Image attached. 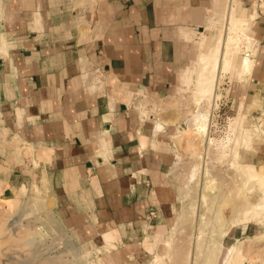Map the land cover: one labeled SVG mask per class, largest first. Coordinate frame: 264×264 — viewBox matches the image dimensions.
Returning a JSON list of instances; mask_svg holds the SVG:
<instances>
[{"label": "crops", "instance_id": "1", "mask_svg": "<svg viewBox=\"0 0 264 264\" xmlns=\"http://www.w3.org/2000/svg\"><path fill=\"white\" fill-rule=\"evenodd\" d=\"M232 1L0 0V201L39 191L86 243L125 264L155 254L175 196L168 180L181 121L171 100ZM260 1L239 0L257 49L242 94L254 101L264 100ZM228 92L231 108L239 85Z\"/></svg>", "mask_w": 264, "mask_h": 264}, {"label": "rangeland", "instance_id": "2", "mask_svg": "<svg viewBox=\"0 0 264 264\" xmlns=\"http://www.w3.org/2000/svg\"><path fill=\"white\" fill-rule=\"evenodd\" d=\"M233 3L234 5H236L237 15L241 16V14L239 13V0H235ZM228 5L226 6V9H224V18L222 17V21L219 22L218 27H215V29H217L216 34L211 38H206L204 37V35L201 36L200 41L202 43L200 44V47H202V51H206V40L210 41L209 43H207L209 44L208 47H210L215 44L219 36L223 33L222 29L224 30V22L226 23V20L224 19L226 16ZM256 6L258 8V1L255 4V7ZM261 8L264 9V5H262ZM248 28L249 27L247 26L246 31H248ZM203 42L206 43L204 44ZM250 45L252 46V48L254 47L253 49L256 52V56L257 49L255 47V43L251 41ZM201 50L200 52H202ZM236 56L237 58L233 64V68L229 69L228 72L225 70L220 75V79L217 84V96L215 97V99L210 103L207 101L199 107H196L194 104H190V96L193 95V91L195 89L193 80L196 78L201 65L199 64L197 66V72L195 71L194 67L193 69L187 70L183 74V76L185 77V80L189 81V89L185 90L183 84V89L180 91L179 95L174 100H171L174 103L172 104L174 105V111H172V113H177L179 120L181 121L179 128V135H181V131H183L187 124H189L188 119L191 113L203 112L205 110H208L211 115V127L209 133L210 137H212L215 142H223L228 137L230 125L234 123L235 116L239 112V107L237 109V102H243L245 106L242 112L247 116L243 124L244 127L250 129L251 131H255L257 127H259L258 129L260 131V137L258 139H254L252 147H249V149H247L243 145L239 149V162L242 164H250L251 158H249V156L256 153L260 155V145L264 144V100L258 98L259 101L256 102L254 101V96H247L245 94H242V91L246 90L248 83L252 79H254L256 68L254 66L253 74H250L249 77L243 79V82L239 81L240 79H238V77L234 74V70L238 69L241 54ZM254 60L256 63V57L254 58ZM193 75L195 76L193 77ZM185 80L183 78V81ZM238 85L240 92L239 95L242 97L240 98V101L238 100L237 102H235V104L230 108L228 105L231 104L228 103V100H225V92H228L230 86H234V88L236 89ZM228 93H230V91ZM191 134L192 136L188 139H185L186 141L183 140L181 144H178L179 135L176 138V143L179 145V153L177 155L178 157L175 161V164L170 171L168 180L169 185L173 188L175 196L174 202L171 201L173 203L170 208H167L164 211V220L168 223L169 226L166 230L165 236L163 237V242H165L169 235L171 233H174V236L176 237V248L175 250L171 251L172 254L170 256H167L161 261V264H178L179 262L180 264H186L187 253L185 252H188L189 249H187V247L185 246L189 245L188 248L191 247L190 240L187 239L190 238L191 234L194 231V223L192 219L193 214L191 208L193 203L200 204L198 208L199 215L206 213L208 217L207 224L218 223L219 225L217 226L218 231L213 233L212 235H209L207 231L205 233L207 226L203 225L205 226V230H203L205 238L208 237L209 241L207 244L208 250H210L214 240H219L224 243V246L221 249L222 252L220 251L218 259L215 263L203 261V257L200 256L198 264H224L225 259L228 256L229 247L237 244L239 241H253L254 244H252V246L248 245V247L246 248L245 259H247V261L242 260V264H264V211L261 214L262 218H254L249 222L241 223V225H237L229 229V226L233 221H243V216L237 213V209L240 208V206L245 207L243 199L245 198V195L248 201H250L252 204H255L257 203V201H259L261 197V189L259 185H255L254 183L246 184L244 182V177H241V175L236 172L237 169L235 168L234 170V167L231 166L229 160L230 157H226L228 159L226 160L221 156L220 151L218 152V150L214 146L209 147V145H207V142L202 141L196 133L191 132ZM197 144L199 145V148L195 147V145ZM205 148L208 155V162L206 163V173L204 169V161L201 158L197 157V153H195L198 152L196 151L197 149H199L198 153H200L202 150H205ZM262 150L263 149H261V151ZM260 156V158L264 157L263 154ZM259 165H264V159L259 163ZM195 166L198 167L196 176L191 180V173ZM207 167H209V170H207ZM234 171L236 174L234 173ZM237 174H239L240 178H238L239 176H236ZM251 187L252 191L250 192L248 190ZM203 194L204 196H207L208 201H212V198H214L213 196L218 195V201L215 204H211V206L209 205V208L211 207V210L207 206L200 203L199 199L201 195L203 196ZM18 197L21 200V203L19 204L23 207V209H21V206H19V208H16V210L10 209L8 200L2 202L0 201V264L126 263L124 255L120 252L112 251V248L110 247L103 248L101 247L102 245L95 246L94 244L86 243L84 239H80L79 236L71 234L62 226L60 221L54 215V217L50 216L48 211H45V213H40L38 219L37 215L28 216L30 214L26 212L24 206L28 207L30 201L32 202L35 198L40 197V200L44 201V203L45 201L49 203L48 205H50L53 212L54 202L51 198L41 196L39 191L37 192V195L30 194L28 196ZM234 198L237 200H235ZM221 206H224L225 208L223 221L219 223L217 221V218L214 216V211L215 208H219ZM24 212H26V214H24ZM184 214L187 217L186 221L183 218L180 219V217ZM33 216H36V219ZM52 219L54 223H52ZM175 223H178V229L173 232L172 229L175 226ZM54 224H57V226H55ZM248 225L250 226L249 233L245 232L241 235V237L235 236L236 231L238 232L240 229L245 228V226L248 227ZM56 227L58 228L56 229ZM234 230L235 232L232 233V231ZM30 231H33V233H29ZM226 231L227 234L222 237V233ZM31 240L33 241L31 242ZM160 247L161 245H158L156 248V253L141 264H152L153 259L155 258V256H157L160 250ZM108 248L110 249L109 251ZM185 254L186 257L184 258ZM188 262H190L189 258Z\"/></svg>", "mask_w": 264, "mask_h": 264}, {"label": "bare ground", "instance_id": "3", "mask_svg": "<svg viewBox=\"0 0 264 264\" xmlns=\"http://www.w3.org/2000/svg\"><path fill=\"white\" fill-rule=\"evenodd\" d=\"M234 1L235 0H233L232 2H229L227 12H226V16L224 19V20H226V23L224 22V24H225L224 30L222 29L223 33L219 36V38L217 39L215 44L208 47L206 51H202L201 50L202 47L199 46L200 50L202 51V52H200V55H199V63L201 65V68H200L196 78L193 80V82L195 84V89L193 91V95L191 96V100L193 101V104L196 107L202 106L207 101L210 103L211 101H213L215 99V97L217 96V84H218V81L220 79V75L225 70L228 72L229 69L233 68V64L237 58L236 55L241 54L240 59H239V64H238V71H239L238 72V78L241 81H243V79H245L246 77H249L250 74L252 73L253 65H254V55L256 52L253 49L254 47L252 48V46L250 45L252 39L248 36L247 31H246L249 23H248V20L246 18L237 15L236 5H234V3H233ZM260 2H261V5H264V0H261ZM250 15H252L251 17L254 18V16L256 15V7H254L252 9V14H250ZM183 78L185 80L184 76H183ZM186 81L187 80L183 81L185 90L189 89V84H188L189 81H187V82ZM243 109H244V103L241 102L239 105V109H238L239 112L235 116L234 123H232L230 125L228 137L223 142H215L214 139L212 137H210L209 133H210V127H211V115H210L208 110H205L203 112L191 113V115L188 119L189 124H187V126L183 129V131H181V135H179V139H178V144L179 143L181 144V142L183 140L188 139L192 136L193 133L191 134V132L196 133L201 138L202 141L207 142V145H209V147L214 146L218 150V152L220 151L221 156L224 157L226 160H228L227 158L230 157L229 160H230L231 166L234 167V170H235V168L237 169L236 172H238L241 175V177L242 176L244 177V179H245L244 182L246 184L254 183L255 185H259V187L261 189V197H260L259 201H257V203H255V204H252L250 201H248V199L245 195V198H243L245 207L240 206V208L237 209V213L239 215L243 216V221H241V220L233 221L231 223V225L229 226V229L232 227H235L237 225H241V223L249 222L254 218L255 219L256 218H262L261 214L264 211V165L260 166V165L249 164V163L242 164L239 162V157H240L239 149H240V147L244 145V147L249 149V147H252V143L254 142V139H258L260 137V131L258 129L259 127H257V129L255 131H251L250 129L244 127L243 124H244V121L247 118V116H246V114H244L242 112ZM263 133H264V131H263ZM195 147L199 148V145L197 144V145H195ZM196 151L199 152V149H197ZM198 152H195V153H197L196 154L197 157L201 158L204 161V169H205V173H206V163L208 162L207 161L208 155H207L206 148H205V150H202L200 153H198ZM210 153H213V152H210ZM221 160H223V159H221ZM197 168H198L197 166H195L193 168L192 173H191V180L195 178ZM208 168L209 167H207V170H209ZM234 173H235V171H234ZM207 174H208V172H207ZM239 174H237L236 176H239ZM238 178H240V176ZM205 186H207V185H205ZM6 187H7V185H6ZM0 188H1V186H0ZM248 191L251 192L252 187L249 188ZM19 192H20V190H19ZM21 194H23V193H21ZM244 194H246V193H244ZM236 196H237V194H236ZM213 197L214 198H212V201H208L207 196H204V194H203V196L202 195L200 196L199 200H200L201 204H203L209 208V205L211 206V204H215L218 201L217 200L218 195H215ZM239 197H241V196H239ZM40 198H35L34 201H32V202L30 201V203L28 202L29 203L28 207L24 206L26 212L28 214H30L28 216L37 215L38 216L37 219H38L39 214L43 213V212L45 213V211H48L49 215L53 216L54 214L52 212L50 205H48L49 203H47L46 201L44 203V201L40 200ZM237 199H238V197H237ZM237 199H235V200H237ZM239 200H241V199H239ZM8 202L10 205L9 206L10 209L16 210V208H19V206H21L19 204V203H21V200L19 197H17V195H16L15 199L8 200ZM26 203H27V201H26ZM199 205L200 204L193 203L192 207H191L192 208V214H193L192 219H193V223H194V231L190 236L191 239L190 238L187 239V240H190V246L191 247L188 248L189 245L185 246V247H187V249H189L188 252H185V253H187V257H186V254L184 256V258L185 257L187 258L186 264H188V263L189 264H198V260H199L200 256L203 257V259H202L203 261H207L209 263H212V262L215 263L216 260L218 259V256H219L221 249L224 246V243L222 241L214 240L213 243L211 242L212 246H211L210 250H208L207 244L209 241H208V237L205 238V235L203 232V230H205L204 227L207 226L205 233L207 231L209 233V235L210 234L212 235L213 233L218 231L217 226H219V225H218V223L207 224L208 217H207L206 213L199 215V211H198ZM224 208H225L224 206H221L219 208H215L214 216L217 218V221L219 223L223 221ZM21 209H23V207ZM26 212H24V214H26ZM33 217H35V219H36V216H33ZM53 217H51V218H53ZM47 218H49V217H47ZM181 218L185 219V221H186L187 217L184 214L180 217V219ZM51 221H52V223H54L53 219ZM51 221H50V223H51ZM177 225H178V223L177 224L175 223V226L172 229L173 232L178 229ZM203 225H205V226H203ZM55 226H57V224ZM57 228L58 227H56V229ZM27 231H29V230H27ZM31 232L33 233V231H30L29 233H31ZM226 234H227V231L222 233L221 236L224 237ZM33 237H34V235H33ZM32 241L33 240H31V242ZM252 244H253V241H251V242L239 241L237 244L230 246L228 249V256L225 259L224 264H242V260L247 261V259H245V251H246V248L248 247V245L252 246ZM160 245H161L160 250H159L157 256H155V258L153 259L152 264H161V261L164 258H166L167 256H170L172 254L171 251L175 250V248H176V237L174 236V233H171L169 235V237L167 238V240L165 242L161 243ZM185 251H186V249H185ZM188 258L190 259V262H188ZM60 259H61V257H60ZM244 261H243V263H244ZM61 264H63V263H61ZM178 264H180V262Z\"/></svg>", "mask_w": 264, "mask_h": 264}]
</instances>
